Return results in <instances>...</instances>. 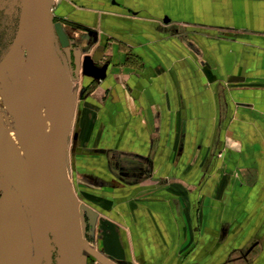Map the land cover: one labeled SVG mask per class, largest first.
<instances>
[{
  "label": "crops",
  "instance_id": "1",
  "mask_svg": "<svg viewBox=\"0 0 264 264\" xmlns=\"http://www.w3.org/2000/svg\"><path fill=\"white\" fill-rule=\"evenodd\" d=\"M53 17L100 252L264 264V0H54ZM95 53L102 78L85 68ZM123 153L148 157L146 177L120 174Z\"/></svg>",
  "mask_w": 264,
  "mask_h": 264
},
{
  "label": "rangeland",
  "instance_id": "2",
  "mask_svg": "<svg viewBox=\"0 0 264 264\" xmlns=\"http://www.w3.org/2000/svg\"><path fill=\"white\" fill-rule=\"evenodd\" d=\"M21 27L20 45L0 79V159L8 171L34 190H21L0 168V264L5 260L8 264H62L48 205L47 180L42 178L46 166L40 155L42 150L50 158L54 155L55 132L64 112V92L45 56L33 0H0V61ZM75 114L72 109V122ZM26 133L40 155L28 150ZM69 145L65 190L68 188V201L72 204H67L75 215L68 217V227L100 251L97 238L102 221L95 207L99 198L87 186L94 178L76 171ZM28 175L39 188L28 181ZM45 229L49 233L47 243L43 239ZM71 247L80 249V264H103L83 247L75 243Z\"/></svg>",
  "mask_w": 264,
  "mask_h": 264
},
{
  "label": "water",
  "instance_id": "3",
  "mask_svg": "<svg viewBox=\"0 0 264 264\" xmlns=\"http://www.w3.org/2000/svg\"><path fill=\"white\" fill-rule=\"evenodd\" d=\"M39 16L41 43L44 49L45 56L49 65L52 67L57 81L62 88L65 95L64 112L58 123V127L55 132V146L54 155L52 158L42 150L40 151L29 134H25V140L27 148L32 154H37L42 157V160L46 166V173L42 174V178L47 180V193L48 202L51 217L54 223L55 236L58 241L59 253L62 259V264H80L81 251H70L68 248V242L70 241L71 234L66 228V221L62 208V190L64 175L66 169V158L69 145V127L72 117L73 100H72V83L69 81L67 73L64 70L62 62L60 60L58 50L56 47V38L58 36L60 43L63 47L69 45V39L62 28L54 23L53 17V2L54 0H33ZM165 18L164 21H167ZM22 27L20 28L16 38L6 53L2 61L0 62V78L6 67L10 64L16 50L20 44ZM100 54L95 53L93 56H88L85 60V68L93 73L96 77H104L107 71V64L98 67L94 61L99 58ZM103 151L104 149H99ZM124 154V158L118 161L117 167L120 170V174L134 180H139L146 177V173L150 171L149 166H144V162L149 163V159L146 156L139 154ZM0 168L3 169L10 177L12 182L25 192H31L32 189L28 186L18 175L8 171L7 165L0 159ZM31 183L37 188V184L34 182L31 176H27ZM138 177V178H137ZM85 250L91 253L103 264H123L122 261H115L110 257H107L100 251L94 249L78 236H72ZM49 233L45 229L43 231L44 242L47 243Z\"/></svg>",
  "mask_w": 264,
  "mask_h": 264
},
{
  "label": "bare ground",
  "instance_id": "4",
  "mask_svg": "<svg viewBox=\"0 0 264 264\" xmlns=\"http://www.w3.org/2000/svg\"><path fill=\"white\" fill-rule=\"evenodd\" d=\"M37 9V8H36ZM37 12H38V10H37ZM38 19H39V16H38ZM40 25V24H39ZM52 68V67H51ZM53 70V69H52ZM54 72V71H53ZM57 79V78H56ZM70 81V80H69ZM64 104H65V95H64ZM63 111H64V109H63ZM69 131H70V127H69ZM47 195H48V193H47ZM48 197V196H47ZM48 205H49V202H48ZM62 208H63V213H64V217H65V221H66V228L68 229V231L70 232V234H71V237H70V241L68 242V248H69V250L70 251H77V250H80V249H76L75 247H71V245H72V243H75V244H77V245H79V246H81L76 240H74L73 239V237L72 236H78L79 238H80V236L78 235V233L77 234H75V233H73L72 232V230H70V228L68 227V217H72V216H74L73 214H72V211H70V207H69V205L67 204V198H66V194H65V192H64V182H63V190H62ZM50 210V209H49ZM50 215H51V213H50ZM52 218V217H51ZM52 222H53V220H52ZM53 228H54V223H53ZM75 231L77 232L78 231V229H75ZM54 232H55V228H54ZM57 240V239H56ZM57 243H58V241H57ZM82 247V246H81Z\"/></svg>",
  "mask_w": 264,
  "mask_h": 264
},
{
  "label": "flooded vegetation",
  "instance_id": "5",
  "mask_svg": "<svg viewBox=\"0 0 264 264\" xmlns=\"http://www.w3.org/2000/svg\"><path fill=\"white\" fill-rule=\"evenodd\" d=\"M56 40H57V39H56ZM12 44H13V43H12ZM59 44H60V43L56 41V47H57V50H59V48H58V46H60ZM19 45H20V44H19ZM11 46H12V45H11ZM9 49H10V48H9ZM8 51H9V50H8ZM8 51H7V52H8ZM7 52H6V53H7ZM5 55H6V54H5ZM5 55H4V56H5ZM4 56H3V58H4ZM3 58H2V59H3ZM1 61H2V60H1ZM1 61H0V62H1ZM2 74H3V73H2ZM1 77H2V76H1ZM0 79H1V78H0ZM137 178H138V177H137ZM22 180H23V179H22ZM23 181H24V180H23ZM28 181H30V180L28 179ZM24 182H25V181H24ZM30 182H31V181H30ZM25 183H26V182H25ZM26 184H27V183H26ZM27 185H28V184H27ZM28 186H29V185H28ZM27 236L29 237V233H26V237H27ZM2 264H8V260L3 261Z\"/></svg>",
  "mask_w": 264,
  "mask_h": 264
}]
</instances>
